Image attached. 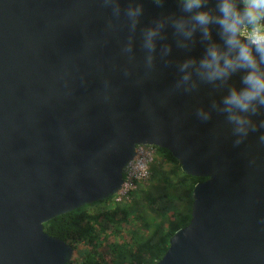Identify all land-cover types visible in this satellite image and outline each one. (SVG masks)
Returning <instances> with one entry per match:
<instances>
[{"label":"water","instance_id":"water-1","mask_svg":"<svg viewBox=\"0 0 264 264\" xmlns=\"http://www.w3.org/2000/svg\"><path fill=\"white\" fill-rule=\"evenodd\" d=\"M144 5L129 63L126 18L102 0H0V264L71 263L74 247L45 224L117 194L140 145L207 178L156 264H264V129L233 147L221 115L197 118L221 93L173 91L176 62L203 46L177 49L170 29L173 63L157 57L146 74L140 29L177 6Z\"/></svg>","mask_w":264,"mask_h":264},{"label":"clouds","instance_id":"clouds-1","mask_svg":"<svg viewBox=\"0 0 264 264\" xmlns=\"http://www.w3.org/2000/svg\"><path fill=\"white\" fill-rule=\"evenodd\" d=\"M117 19L126 18L129 36L121 52L135 61V37L145 12L144 0H102ZM163 8L167 0H151ZM176 10L162 12L140 29V48L146 74L156 67L157 57L165 65L175 47L191 52L199 43L200 56L187 55L176 62L178 79L173 91L192 93L209 85L214 93L209 105L196 109V116L208 122L213 114L221 115L235 138L233 147L264 129V0H175ZM126 4L125 7H122ZM114 25L110 19L108 27ZM218 37V38H217ZM128 73L126 72V75ZM239 74V83L233 77ZM264 144V132L258 137Z\"/></svg>","mask_w":264,"mask_h":264},{"label":"trees","instance_id":"trees-1","mask_svg":"<svg viewBox=\"0 0 264 264\" xmlns=\"http://www.w3.org/2000/svg\"><path fill=\"white\" fill-rule=\"evenodd\" d=\"M158 148L163 158L162 164L173 165L171 173L177 175V180L163 176V187L150 191L148 186H141L130 201L113 209L97 210L95 205H90L60 215L45 224L47 233L74 247V259L68 264H156L168 251L171 236L190 224L193 190L197 183L207 178L187 175L169 150ZM178 169L183 175L177 174ZM147 209L154 210L159 219L154 218L149 223L143 218L146 230L140 231L133 221ZM124 223L132 228L129 238L123 235ZM109 224L113 227L111 232L116 233L119 239L110 245L108 255L100 250V246ZM77 250L83 252L80 261L75 257Z\"/></svg>","mask_w":264,"mask_h":264},{"label":"rangeland","instance_id":"rangeland-1","mask_svg":"<svg viewBox=\"0 0 264 264\" xmlns=\"http://www.w3.org/2000/svg\"><path fill=\"white\" fill-rule=\"evenodd\" d=\"M171 168H173L172 164H168V163H161L160 157L157 155L156 157H154V160L151 163V171H152V177L150 179V181L148 182V185H146V187L148 186V189L150 188V191L158 189L160 187H163L166 176H170L172 179L177 180V175L174 173H171ZM168 171V172H165ZM177 174L178 175H183L182 171L180 169L177 170ZM165 177V179H161V177ZM169 178V177H168ZM141 186H145V185H141ZM140 186V188H141ZM137 190H134L132 192V195L136 192ZM95 205L94 207L97 210H103V209H113L116 207V205L114 204V202L111 201H99V202H95L93 204H91V206ZM90 206V205H89ZM90 206V207H91ZM143 218H145L149 223L152 222V220L154 218H158L159 216L158 214L152 210V209H147L145 211H143L142 215H140V217H138V219H134L133 222L136 223L137 229L140 231L146 230V226L144 225L145 221L143 220ZM132 222V223H133ZM131 223V225H132ZM144 223V224H143ZM122 229H123V235L126 238H129L131 233H132V228L130 227V225L128 223H124L122 225ZM113 230V227L111 224H109L108 226V231L106 232V234L104 235V240L102 245L100 246V250L104 253V254H110V245L115 242L116 240L119 239V236L116 235V233L111 232ZM82 247V246H81ZM80 247V249H81ZM79 249V250H80ZM76 251V258L78 257V261H80L82 259V251Z\"/></svg>","mask_w":264,"mask_h":264},{"label":"built area","instance_id":"built-area-1","mask_svg":"<svg viewBox=\"0 0 264 264\" xmlns=\"http://www.w3.org/2000/svg\"><path fill=\"white\" fill-rule=\"evenodd\" d=\"M163 158L158 146L140 145L136 157L124 169V184L117 194L112 197L115 205H121L130 201L132 192L138 190L141 185H147L152 177L151 163L156 156Z\"/></svg>","mask_w":264,"mask_h":264}]
</instances>
